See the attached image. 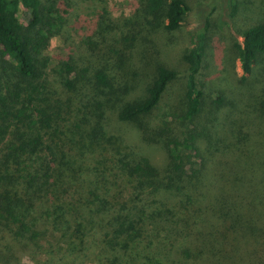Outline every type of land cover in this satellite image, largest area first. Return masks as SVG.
I'll return each mask as SVG.
<instances>
[{"label":"trees","instance_id":"1","mask_svg":"<svg viewBox=\"0 0 264 264\" xmlns=\"http://www.w3.org/2000/svg\"><path fill=\"white\" fill-rule=\"evenodd\" d=\"M84 1L0 0V264H264V21L235 43L243 74L224 90L201 28L182 112L155 122L180 78L154 58L155 35L182 27L187 1L138 0L123 19L104 9L78 43Z\"/></svg>","mask_w":264,"mask_h":264},{"label":"rangeland","instance_id":"2","mask_svg":"<svg viewBox=\"0 0 264 264\" xmlns=\"http://www.w3.org/2000/svg\"><path fill=\"white\" fill-rule=\"evenodd\" d=\"M186 1L190 7V11L182 27L173 33L159 32L155 35L159 53H156L154 58L176 69L180 77L171 86L159 109L154 113L155 122L160 121L165 115H172L176 112L181 114L182 112V104L185 102L183 92L186 85V77L184 75L186 64L183 60V55L193 46L195 35L201 28H204L206 24L209 25L210 28L207 35L214 40L217 46V49L214 50V53H216L215 60H213L214 63L211 65L210 62L205 71L212 75L215 79L214 81L219 84V88L224 90L227 87L228 81H236L243 74L241 64L237 59L235 43L243 41L241 34L245 29L264 21V0ZM137 3L138 0H85L80 3L77 10L78 21L80 20V23L76 26L77 34L73 35L74 41L77 40L80 43L81 38L85 35L84 31L93 22L97 21V18L104 9L109 12L113 19H123L133 15ZM19 17L23 23H27L30 14L24 9L19 13ZM154 49L156 48L154 47ZM68 51V48L63 46L58 36L52 38L48 53L53 59L59 60L60 57H65ZM144 71L146 72V69ZM53 80H56V78H53ZM107 122L115 133H126L130 140H133L136 144L139 143L136 136V133L139 132L132 126L118 123L112 117V114L110 115V120ZM94 148L93 152L96 154L101 151L99 150V146L97 148L94 146ZM145 150L155 155L158 159L162 157L160 149H154V152L151 149ZM112 154L110 153L111 156ZM106 155L102 156L103 158L101 156L97 157L102 168L105 166V163H109L110 155ZM96 249V245H91L89 253L93 255ZM44 260L45 257H41L40 260L25 258L22 263L44 264ZM88 261L86 260L87 264H98L99 262L96 256H91L90 263Z\"/></svg>","mask_w":264,"mask_h":264}]
</instances>
